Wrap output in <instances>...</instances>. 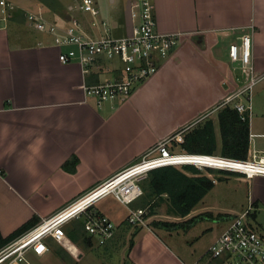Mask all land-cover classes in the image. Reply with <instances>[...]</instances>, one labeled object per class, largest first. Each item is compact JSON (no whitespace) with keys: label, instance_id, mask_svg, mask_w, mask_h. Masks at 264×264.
<instances>
[{"label":"crops","instance_id":"obj_1","mask_svg":"<svg viewBox=\"0 0 264 264\" xmlns=\"http://www.w3.org/2000/svg\"><path fill=\"white\" fill-rule=\"evenodd\" d=\"M14 1L18 8L8 19L0 14V248L23 224L34 219L39 222L135 162L160 139L233 91L238 72L229 48L240 41L243 31L252 33L253 60L258 69H264V0H154L158 29L183 32L180 42L156 73L136 85L126 101L98 105L86 94L84 84L118 76L121 61L102 56L87 73L79 62H62L53 34L30 23L25 12H36L62 26L77 17L90 35L101 31L93 25V16L71 1L54 0L55 9L46 0ZM96 1L99 19H106L115 34L131 32L137 21L131 0H109V8ZM177 75L184 76L181 87L188 88L190 94H200L199 103L194 106L192 99L178 93L176 97L183 99L179 114L177 107L161 113L153 97L163 87L176 85L172 79ZM167 76L171 78L165 79ZM174 95L175 91L173 100ZM216 132L220 141L217 128ZM172 148L178 150L176 144ZM251 196L258 213L264 195ZM204 197L188 214L175 215L180 228L161 227L164 231L129 222L128 209L112 205L114 198L106 197L96 206L116 223L115 233L106 243L99 244L85 230L84 219L77 218L65 229L78 256L66 244L49 238V250L43 255L30 252L28 260L34 264L46 257L50 264H81L85 251L92 252L97 245L107 249L124 244L128 247L124 264H220L221 259L212 256L208 248L229 225L227 215H217L227 222L203 254L190 251L191 241L179 235L189 232L203 217L206 211L199 205L204 204ZM141 201L133 205L141 206ZM163 202L169 203L166 194L155 196L143 207L154 204L159 214ZM198 211L203 214L198 215ZM256 213L254 220L262 225ZM195 216L192 223L183 222ZM84 236L87 246L80 241Z\"/></svg>","mask_w":264,"mask_h":264},{"label":"built area","instance_id":"obj_2","mask_svg":"<svg viewBox=\"0 0 264 264\" xmlns=\"http://www.w3.org/2000/svg\"><path fill=\"white\" fill-rule=\"evenodd\" d=\"M132 15L137 20L130 33L117 35L106 19H99L100 8L96 0H79L78 7L93 16V25L101 31L88 34L77 17L68 24L60 25L40 17L36 12L26 11L30 23L53 34L60 47L62 62H79L84 72H89L102 56L121 61V73L111 79L84 84L86 94L93 96L98 105L106 102L116 104L126 101L137 84L158 71L162 62L180 42L183 32L158 29L156 3L154 0H131ZM18 8L14 0H0L2 19H8ZM252 33L243 31L240 41L230 44L229 55L239 69L238 86L227 94L218 107L232 104L245 119L251 118V92L253 86L264 78V69H258L252 56ZM242 98H246L248 103ZM212 110L197 117L175 132L163 137L151 146L135 162L118 170L102 182L74 198L54 213L44 216L39 222L0 248V264H25L30 252L43 255L49 250L48 239L53 238L76 253V246L66 234V225L73 219L83 218L84 228L99 244L106 243L115 233L114 220L97 209V203L112 197L128 209V221L148 225V207L134 206L133 202L143 193L142 179L155 168L165 165L183 167L193 165L206 169V174L238 172L247 179L264 176V147L256 145L251 133L247 157H233L220 152H197L176 150L173 144L183 143L185 134L194 124L208 116ZM211 169V170H210ZM202 173V172H201ZM204 173V172H203ZM216 181V178L213 177ZM255 205L231 215L225 230L209 245L208 252L221 259L220 264H264V232L253 223L251 212ZM253 220V221H252ZM31 264V263H30Z\"/></svg>","mask_w":264,"mask_h":264},{"label":"rangeland","instance_id":"obj_3","mask_svg":"<svg viewBox=\"0 0 264 264\" xmlns=\"http://www.w3.org/2000/svg\"><path fill=\"white\" fill-rule=\"evenodd\" d=\"M64 1L73 2L75 7L78 6V2H79V0H64ZM109 3H110L109 0H101V4H103L104 7L109 8L110 7ZM237 72L240 73L238 68H237ZM182 77L184 80V76H178V75L175 76L172 80L175 81L176 85L171 86L169 84L168 86L163 87L165 89H162V90L160 89L161 91L159 90L155 94L156 96L153 97V102L154 104H156L157 108H159V112L161 111V113L163 112L170 113L175 107H177L178 109L177 114H179V112L183 108V105H182L183 99L176 97L178 93L180 97H183L185 95L187 99L188 98L192 99L194 106L198 105L199 103L198 96L200 94H198L197 92L190 94L191 92L188 88L181 87L182 85L180 84H181ZM168 78H171V77L170 76L165 77V79H168ZM238 85L239 84H237V86ZM170 89H174V90H170ZM173 91H175L174 100H173ZM224 98L218 101L216 104H214L210 108L212 112L208 116L202 119V120H205L207 118H213L215 123L217 122L216 128L220 134V139H221V133H220V127L218 123V111L222 106L218 107V105L224 100ZM242 99L244 102L248 103V100L246 98H242ZM250 100H251V105H252L251 114H250L251 115V118H250L251 119L250 120L251 133L254 137L256 145L259 147H264V78L259 80L253 86ZM176 145H177L178 150H184L182 147V143H177ZM216 152H219V151H216ZM180 168L183 169V167H180ZM200 170L202 173L204 172L205 174L207 172L206 169H200ZM212 177L216 178L215 184L207 192L206 196L204 197V200H203L204 204L203 202H201L199 205V207L201 206L204 207L203 210H205L206 212H204L203 217L198 221V223L191 230H189V232L184 230V231H181V233L179 234L181 238H186L191 241V242H188L189 240L186 241V243L188 242V249L190 251L192 249L193 251H195V253L198 252L200 254H203L207 250L208 245L211 243L214 237L221 232V230L223 229L224 225L227 222V220H223L222 218L217 217L218 214L222 213V215L224 214L225 216L227 215L228 217H230L236 212L246 209L249 203L251 201L253 202V200H251L252 198L251 195H253V193H255V195L256 194L264 195V182L261 181V180H264L263 177L256 176V177H253L250 181V179H247L244 174L238 173V172H225L224 174L216 172L215 174H213ZM141 196L137 198L138 200L137 199L135 200L136 202L134 201L136 205L139 204L138 202H140V199L142 198ZM111 204L114 206L120 204V208H122L123 210L124 208H126L125 205L121 204L115 199H111ZM260 207H261V210H259L258 213H256L257 211L254 208V210L251 212V215H252V219L256 217L254 215L255 213L256 215H258L257 221H260L262 225L258 226L255 220L254 221L252 220V221L255 225H257L256 228L259 231L264 232V202L262 200L260 201ZM158 209H160L159 214H156V213L152 214L148 218V225L150 227H153V228L156 227V224H154L155 220L156 221L164 220V221L172 222L175 224V225L174 224L171 225L172 228L168 230H176L180 228V226H178L180 224H178L177 216L171 213V208H170L169 203L163 202L162 205L158 207ZM200 212L201 211H198V215L203 214L202 212L201 213ZM210 213L213 215H211ZM158 229L160 231L161 230L164 231L161 228V226ZM165 234H168V233H166L165 231ZM167 239L171 240L168 237ZM80 241L83 243V246H87L88 241L86 240L85 236L83 238H80ZM127 248L124 244L116 245V247L112 246L107 249L103 246L97 245L92 250V252L85 251V254L86 253L87 254L85 255V257L80 263L81 264H124ZM78 254H79V251L77 250L75 255L78 256ZM120 255L122 256L121 261L118 262ZM34 264H50V261L46 257L41 258V259L38 258L37 261L34 262Z\"/></svg>","mask_w":264,"mask_h":264},{"label":"trees","instance_id":"obj_4","mask_svg":"<svg viewBox=\"0 0 264 264\" xmlns=\"http://www.w3.org/2000/svg\"><path fill=\"white\" fill-rule=\"evenodd\" d=\"M46 1L50 2L51 5H49L55 9L56 0ZM218 123L221 133L220 141H218L215 121L213 118H207L188 129L182 147L187 151L208 153L219 151L228 156L247 157L251 143L250 117L244 119L236 107L225 104L218 111ZM141 184L144 190L141 206H148L155 196L166 194L171 213L186 215L214 186L215 181L211 175L201 173V170L193 165H185L183 169L175 165H165L151 170ZM148 210L147 216L149 217L155 213L154 204L150 205ZM196 217L183 222L192 223ZM36 221L34 219L26 222L4 241L8 243L35 225ZM154 224L158 227L169 228L174 223L155 220ZM72 238L74 239L75 236L72 235Z\"/></svg>","mask_w":264,"mask_h":264}]
</instances>
